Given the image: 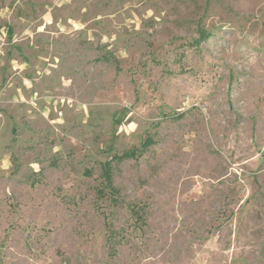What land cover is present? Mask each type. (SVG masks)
<instances>
[{
  "label": "rangeland",
  "instance_id": "1",
  "mask_svg": "<svg viewBox=\"0 0 264 264\" xmlns=\"http://www.w3.org/2000/svg\"><path fill=\"white\" fill-rule=\"evenodd\" d=\"M0 264H264V0H0Z\"/></svg>",
  "mask_w": 264,
  "mask_h": 264
},
{
  "label": "trees",
  "instance_id": "2",
  "mask_svg": "<svg viewBox=\"0 0 264 264\" xmlns=\"http://www.w3.org/2000/svg\"><path fill=\"white\" fill-rule=\"evenodd\" d=\"M210 32L209 31H202L201 32V39H206V38H209L210 36ZM200 41L197 40V43H199ZM151 143V140H149L148 138L144 141L143 144L147 145V143ZM136 155V152L135 151H126V152H123L122 155H114L111 159H108V161H105L102 165V174L104 175V183L106 185V187H109L112 189V191L115 193L116 192V188H114L113 186V174H112V159L113 158H116V159H119V160H122L124 158H129V157H132V156H135ZM106 188H103L101 187L100 190H102V192H104Z\"/></svg>",
  "mask_w": 264,
  "mask_h": 264
}]
</instances>
